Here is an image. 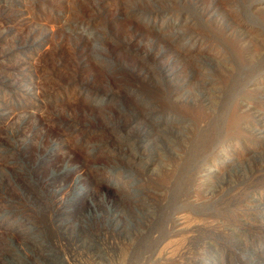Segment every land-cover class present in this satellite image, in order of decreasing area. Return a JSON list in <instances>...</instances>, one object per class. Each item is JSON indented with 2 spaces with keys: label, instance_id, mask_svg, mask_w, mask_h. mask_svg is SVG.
I'll use <instances>...</instances> for the list:
<instances>
[{
  "label": "rangeland",
  "instance_id": "1",
  "mask_svg": "<svg viewBox=\"0 0 264 264\" xmlns=\"http://www.w3.org/2000/svg\"><path fill=\"white\" fill-rule=\"evenodd\" d=\"M0 264H264V0H0Z\"/></svg>",
  "mask_w": 264,
  "mask_h": 264
}]
</instances>
